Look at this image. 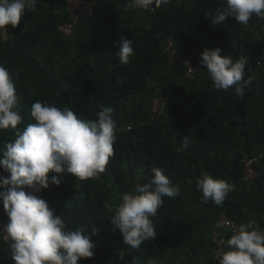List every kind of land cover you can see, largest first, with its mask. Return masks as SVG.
Here are the masks:
<instances>
[{
  "label": "trees",
  "instance_id": "1",
  "mask_svg": "<svg viewBox=\"0 0 264 264\" xmlns=\"http://www.w3.org/2000/svg\"><path fill=\"white\" fill-rule=\"evenodd\" d=\"M80 1L91 11L68 35L59 27L74 23L69 0H38L34 13L27 11L18 27L8 25L0 36V64L14 74L24 121L0 130V147L35 123L30 113L36 101L67 106L85 119H96L101 105L113 107L116 141L105 171L86 180L65 173L59 186L41 191L68 230L83 228L96 245L94 256L78 264H219L213 232L222 214L237 226L255 220L264 228V19L212 25L204 13L222 0H171L148 10L128 9L126 0ZM121 36L134 41L126 65L115 54ZM168 44L182 62H169ZM217 47L222 56L247 58L246 76L255 79L244 99L235 85L215 89L200 64V53ZM186 62L196 69L192 79L184 78ZM156 97L167 98L158 116L151 112ZM184 136L189 147L178 152ZM259 154L257 175L244 181L243 159ZM154 167L180 194L162 198L152 218L154 239L132 249L110 218ZM203 173L234 185L223 206L200 202L196 183ZM0 175L9 174L0 168ZM0 220H8L2 202ZM218 235L226 244L233 233L221 228ZM9 245L0 238V264H13Z\"/></svg>",
  "mask_w": 264,
  "mask_h": 264
},
{
  "label": "clouds",
  "instance_id": "2",
  "mask_svg": "<svg viewBox=\"0 0 264 264\" xmlns=\"http://www.w3.org/2000/svg\"><path fill=\"white\" fill-rule=\"evenodd\" d=\"M37 3L38 0H0V30L7 32L8 25L18 27L27 11H36ZM170 3L171 0H126V7L148 10L153 5L159 9ZM204 15L212 25L228 19L247 25L254 15L264 19V0H222ZM115 46L119 62L128 64L134 55V41L121 36ZM200 56V64L215 89L227 91L235 85L236 95L244 99L245 89L255 79L246 76V57L233 60L222 56L218 47L205 48ZM13 81L14 74L0 64V130L17 129L24 123ZM164 100L167 103V98ZM114 112L113 107L101 105L96 119H85L67 106L58 108L47 101H36L30 113L35 123L27 124L22 132L17 130L16 138L0 147V168L9 174L0 175V202L8 217L6 223H0V233H5V240L10 242L13 264H78L94 256L96 245L85 230H68L61 215H54L46 200L35 193L48 189L50 184L59 186L65 173L81 180L99 178L113 155L117 130ZM189 142L184 136L176 150L187 149ZM145 179L146 183L136 184L123 195L110 218L113 231L118 229L124 244L132 249L154 239L152 218L164 204L162 198L180 194V188L160 168H152L151 176ZM196 189L202 193L201 203L212 201L223 206L234 185L203 173ZM225 247L219 264H264V228L255 220L241 223ZM119 258L124 259L123 253Z\"/></svg>",
  "mask_w": 264,
  "mask_h": 264
},
{
  "label": "built area",
  "instance_id": "3",
  "mask_svg": "<svg viewBox=\"0 0 264 264\" xmlns=\"http://www.w3.org/2000/svg\"><path fill=\"white\" fill-rule=\"evenodd\" d=\"M90 11H91V7L86 2L80 1V0H69V13L74 19V23L72 25L68 24V25L60 26L59 29L67 35L70 34L73 27L77 26V20L79 16L89 13ZM2 34H3V30H0V36ZM165 53L171 64H176L178 61L179 62L183 61V59L178 57L177 50L174 49L171 44H168V47L165 50ZM185 64H186L185 78L192 79L196 73V69L187 62ZM165 103H166V100L161 99V98H155L152 101V105H151L152 114L158 116L161 113V111L164 109ZM261 157L262 155L259 154V155H255L252 157L246 156L243 159L242 171H243L244 181L248 182L257 175V171L255 167L258 164V161ZM35 194L41 197V192L35 193ZM0 223H3V222L0 220ZM236 227L237 225L233 221H231L229 218H227L226 215L222 214L219 217L218 223L216 224L215 230L213 232V243L216 245V248H217L215 259L220 258V256L222 255L224 251V247H225V240L219 237L218 231H220L221 228H225L234 234ZM5 236H6L5 233H0V238L5 243H10L9 241L5 240L4 238Z\"/></svg>",
  "mask_w": 264,
  "mask_h": 264
}]
</instances>
